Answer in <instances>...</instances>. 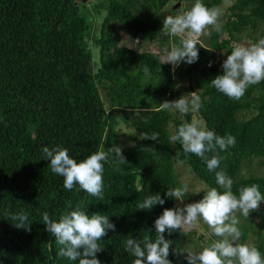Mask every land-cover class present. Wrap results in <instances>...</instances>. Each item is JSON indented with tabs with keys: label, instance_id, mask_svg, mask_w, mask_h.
Returning a JSON list of instances; mask_svg holds the SVG:
<instances>
[{
	"label": "trees",
	"instance_id": "trees-1",
	"mask_svg": "<svg viewBox=\"0 0 264 264\" xmlns=\"http://www.w3.org/2000/svg\"><path fill=\"white\" fill-rule=\"evenodd\" d=\"M170 1L96 0L89 11L88 0H0V264H78L58 255L59 246L42 221L44 212L58 219L77 206L88 215H106L115 224V230L99 241L101 264H132L135 257L125 251L124 242L133 238L143 246L145 239L154 241L155 219L164 208L177 205L166 196L168 188L176 187L177 162L187 164L209 189L223 191L205 161L169 141L193 116L217 135L235 137V145L226 151L217 147L206 153L222 158L217 170L232 178V191L239 195L240 187L256 184L264 195V174L248 168L252 163L264 168V81L249 86L240 100L210 86L216 75L223 74L222 62L234 44L243 43L245 35L251 42L264 37V0H234L221 31L212 30L207 45L199 41L198 60L181 62L174 69L162 64L156 53L120 43L125 31L133 39H156L168 47L170 37L162 35L166 15L161 11ZM222 1L203 3L218 8ZM101 11L105 15L93 39L99 50L94 63L88 13L95 17ZM224 33L227 37L221 39ZM172 38L179 44L177 37ZM208 60L213 63L209 67ZM183 80L188 84L179 88ZM195 91L202 102L198 111L181 116L178 111L156 110L167 98L190 97ZM249 110L254 113L246 118ZM121 124L131 130L130 145L123 144ZM153 133L157 140L142 139ZM57 145L77 161L98 150L122 149L126 162L112 152L103 162V200L78 185L70 191L64 188L63 177L52 173L42 153L43 147ZM244 167L247 171L241 173ZM156 194L165 200L163 205L137 208ZM21 210L28 214L30 230L16 227L5 216ZM249 215V226L256 221L253 245L264 257V201ZM246 231L247 227L241 231L240 243ZM191 234L204 241L195 230ZM187 236L179 230L165 233L172 240L168 257L172 264H188L184 252L176 254V249H185Z\"/></svg>",
	"mask_w": 264,
	"mask_h": 264
},
{
	"label": "clouds",
	"instance_id": "clouds-1",
	"mask_svg": "<svg viewBox=\"0 0 264 264\" xmlns=\"http://www.w3.org/2000/svg\"><path fill=\"white\" fill-rule=\"evenodd\" d=\"M188 10L175 15L164 16L162 35L179 37V44L163 49L162 64L169 63L173 69L181 62L192 64L198 60L199 37L209 35V29L221 31L219 18L222 15L218 8H208L203 0H194L186 6ZM204 47L203 45H201ZM207 49V48H206ZM223 74L216 75L210 81V86L221 92L229 99L240 100L247 88L264 81V37L256 42L245 41L234 44L231 51L222 62ZM148 69H145L147 72ZM191 96H181L172 101L165 100L159 103L157 111H178L181 116L189 112L198 111L201 106V97L195 92ZM157 140L158 134L151 136L144 134L142 139ZM171 144L182 145L183 152L196 155L206 162L209 171L215 172V181L220 189L210 188L204 191L202 199L192 203H183L189 186L184 183L175 188H168L166 196L177 201L173 208H164L161 215L154 221L156 230L155 239H145L143 246L136 239L128 238L125 251L135 257L132 264H172L168 259L172 240L165 238V233L171 234L179 230L187 235L202 220L208 226V235L216 239L202 246L200 251L177 250L176 254L186 252L188 264H264V257L258 248L251 243H240L242 235L238 225L240 216L249 217L252 211L259 208L264 201V195L259 186H242L239 195L232 191L233 180L225 170H217L221 157L218 154L209 157L206 153L226 151L234 146L236 139L231 134L219 136L208 130L199 121L182 122L178 129L170 135ZM121 163L126 162L122 149L119 146L109 148ZM109 152L98 150L86 158L77 161L72 158L68 150L57 145L54 148L43 147L42 153L50 161L53 174L63 177V186L72 190L78 185L80 189L103 200V173L104 161H107ZM165 200L159 195L147 196L138 209L151 210L153 206L163 205ZM123 214V213H122ZM7 219L14 222L18 228L29 229L28 214L21 210L19 213H5ZM42 221L47 231L54 237L59 246L58 255L78 264H101L97 253L103 248L99 241L109 230H115L109 217L100 213L86 214L77 206L74 210L65 212L58 219L50 218L47 212L42 213Z\"/></svg>",
	"mask_w": 264,
	"mask_h": 264
},
{
	"label": "rangeland",
	"instance_id": "rangeland-1",
	"mask_svg": "<svg viewBox=\"0 0 264 264\" xmlns=\"http://www.w3.org/2000/svg\"><path fill=\"white\" fill-rule=\"evenodd\" d=\"M233 1L234 0H223L221 5L218 7V9L222 13V15L219 18L220 24L225 20V13L228 12L227 7ZM95 2H96V0H88V2L86 3V10L89 9V11H91V9H93L92 6L94 5ZM189 2H191V1L190 0H171L170 3L168 4V6L165 7L161 11V13L165 14V15H169V14L175 15L179 12L186 11V10H188L186 6L193 3V2H191V3H189ZM178 3H179V6L176 7V4H178ZM172 8H173V10H172ZM175 9H177V10L174 11ZM104 15H105V11H101L99 14H96V16H95L96 19H94L95 17L93 15V13H88V17H90L89 19L91 22V32H90V38H89L88 42H89V46H90V49L92 52L94 63H98V51L99 50H98L97 45L93 42V39L99 35L100 23H101ZM212 30H214V29L210 28L209 32H211ZM246 36L247 35L243 36L244 42L249 41L248 37H246ZM225 37H227L226 33H224L221 36V39H223ZM179 39L180 38L177 37L178 43H179ZM208 40H209V35H204V36L199 37V41H201L205 45H207ZM120 43L123 45H126V46H128V47H130L136 51H149V52L156 53L159 55L161 60H162V56H163V49L168 48L170 50L171 46L174 44L172 37L169 38V42H168L169 46L166 47L164 44H161L156 39L155 40H145V41L140 39V37L133 39L125 31L121 32V42ZM167 64H169V63H167ZM186 84H188V81H186V80L181 81V85L179 88H181L182 86H184ZM188 95L190 96V94H188ZM185 96H187V95H185ZM176 97L177 96H175L174 98L177 99ZM167 100L172 101L173 99L167 98ZM171 112H173V111H171ZM253 113H254V111H252V110L246 111L245 117L248 118ZM194 120L199 121L204 126V121L200 117L193 116L192 121H194ZM120 133L123 134L122 141H123L124 145L132 144L133 141H131V139L129 137L131 134V130L127 126H125L124 124H121L120 125ZM253 162H255V160ZM247 165H249V164H247ZM247 167H244V169L242 170L241 173H246ZM248 168L250 169L249 170L250 173H255L256 175L264 174V168L261 165H257V164L252 163ZM184 183H187L189 186V194H187V196L183 202L185 204L199 201L200 199L203 198L204 191H207L209 189L208 186L202 180H200L199 178L194 176L190 167L187 164L177 162L175 164V185L177 187V186H180ZM237 215L239 216V219H240V224L238 225V227L240 228V231H244V229H246V227H247L246 239L243 240V243L253 244L254 240H255V235H254L252 226L256 225V221L251 223V226H249L248 220L251 218L250 215L248 218L240 216L239 213ZM194 230L197 233H199L200 235L204 236L203 237L204 241L201 242L196 236L193 237L192 234L190 235V233H192V231H191L190 233H188V236L184 240V246H185L184 250L185 251H187V250L200 251L203 244L205 242H207L208 239H212V240L216 239V237L209 236L207 234L209 231L208 226L206 224H204L202 220L199 222L197 228H195ZM190 238H193L192 242L189 241ZM239 242H241V237H240ZM184 255L186 256L187 253L184 252Z\"/></svg>",
	"mask_w": 264,
	"mask_h": 264
},
{
	"label": "built area",
	"instance_id": "built-area-1",
	"mask_svg": "<svg viewBox=\"0 0 264 264\" xmlns=\"http://www.w3.org/2000/svg\"><path fill=\"white\" fill-rule=\"evenodd\" d=\"M213 63H212V60H208L207 61V63H206V65L209 67V66H211Z\"/></svg>",
	"mask_w": 264,
	"mask_h": 264
},
{
	"label": "water",
	"instance_id": "water-1",
	"mask_svg": "<svg viewBox=\"0 0 264 264\" xmlns=\"http://www.w3.org/2000/svg\"><path fill=\"white\" fill-rule=\"evenodd\" d=\"M179 6V3L178 4H176V7H178Z\"/></svg>",
	"mask_w": 264,
	"mask_h": 264
}]
</instances>
